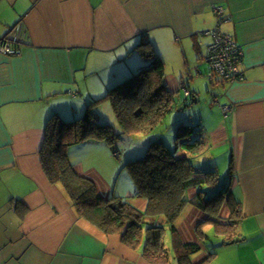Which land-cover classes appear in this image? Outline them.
Here are the masks:
<instances>
[{
	"label": "crops",
	"instance_id": "1",
	"mask_svg": "<svg viewBox=\"0 0 264 264\" xmlns=\"http://www.w3.org/2000/svg\"><path fill=\"white\" fill-rule=\"evenodd\" d=\"M214 5L222 6L221 16ZM216 23L242 48L240 79L202 76L212 40L206 31ZM2 37L15 53L0 51V264H177L168 227L170 259L151 262L142 244L131 248L79 217L61 184L48 181L39 156L48 116L74 114L125 68L148 64L138 52L142 41L163 60L176 103L186 87L202 107L197 123L206 157H193L195 165L224 168L223 179L231 168L229 191L240 202L232 239L215 224L230 215L225 203L210 221L193 202L175 222L177 238L199 244L192 264H264V0H0ZM223 104L230 105L226 115ZM74 168L100 195L111 194L98 170L81 161ZM195 194V187L186 191L189 199ZM125 197L146 206L135 188Z\"/></svg>",
	"mask_w": 264,
	"mask_h": 264
},
{
	"label": "trees",
	"instance_id": "2",
	"mask_svg": "<svg viewBox=\"0 0 264 264\" xmlns=\"http://www.w3.org/2000/svg\"><path fill=\"white\" fill-rule=\"evenodd\" d=\"M138 48L140 56L149 58L150 62L121 82L110 85L101 96L87 100L81 116L57 112L48 116L39 151L40 162L48 181L60 183L64 188L79 217L104 233L119 234L122 243L131 248L142 244V255L154 263H167L170 259V251L163 242L164 229L168 227L173 236L172 249L177 264H192L190 255L200 249L199 244L181 242L175 232V222L184 205L193 202L208 212L211 221V216H217L225 203L230 215L225 223L215 224L218 231L232 239L236 218L240 216V202L229 191L231 168L227 179H223L227 181L213 190L209 187H215L218 182L217 170L195 165V157H206L205 142L199 133L200 123H194L195 129L190 123L192 120L187 118L189 115H185L184 123L177 126L173 146L164 143L162 125L165 116L176 107L174 92L164 79V62L150 43L142 41ZM189 92L186 96L183 92L185 97L181 103L187 98L196 99L195 94ZM103 100H109L121 128L119 132L109 122H98L95 107ZM134 133L149 136L144 153L125 162L133 178L135 196L146 200L144 209H139L124 196L100 195L96 183L78 173L68 157L70 146L98 141H105L117 154L119 134ZM203 185L207 187L202 188ZM189 187L196 188V194L190 199L186 195ZM207 192L211 194L204 196ZM214 254L211 252L206 259Z\"/></svg>",
	"mask_w": 264,
	"mask_h": 264
},
{
	"label": "rangeland",
	"instance_id": "3",
	"mask_svg": "<svg viewBox=\"0 0 264 264\" xmlns=\"http://www.w3.org/2000/svg\"><path fill=\"white\" fill-rule=\"evenodd\" d=\"M202 65H203L202 76L209 75L212 79L215 80L218 79V76L209 73L208 65L205 62H203ZM135 68L136 66L134 67V70L131 72L129 71V68H125L122 77H120L116 81L111 82V86L121 82L123 78L136 72L139 66L136 69ZM111 86L107 87V89H109ZM200 91H201V95L207 94V86L204 83H201ZM178 94L181 97H183L182 90L181 93ZM198 104L199 103L193 104L191 99L187 98L182 103L176 104V107H174L165 116L162 125L163 130L161 134L164 143H168V145L173 146L174 138L176 136L177 126L180 124V122L184 123L183 118L185 115L190 114V116L187 117L190 118V120H192L190 121V123L194 124L197 122V119L199 118V114L202 109V107H199ZM86 105L87 103L83 105L81 110L75 113H78L80 114L79 116H81V114H83V112L85 111ZM95 112L97 114L98 122L99 121L100 123L109 122L110 124L113 125V127L117 130V132L121 130L109 100L101 101L95 107ZM180 118H182V120H180ZM194 127L196 129L195 124ZM148 138L149 136L143 133H134V134H126V135L119 134V138L117 139L116 142L117 154L113 153L112 148H110V146L105 141L82 142L80 144L70 146L68 157L70 161L73 163L79 161L83 162V166L85 169L93 167L94 170L95 169L98 170V172H100L101 175L104 178H106V180L109 179L111 194L112 192L114 194H120L119 192H124V194L120 196L125 197L127 196L128 192H132L134 190L133 178L125 162L126 160H132L133 158H135V156H139L142 153H144L148 144V140H149ZM226 171L224 168L221 170L219 169L218 182L216 183V186L213 188V190H215V188L221 187L223 178H226V176L224 175ZM203 187L205 188L207 186L203 185L202 188ZM127 189L130 191H127ZM210 194L211 192H207L204 194V196H209Z\"/></svg>",
	"mask_w": 264,
	"mask_h": 264
},
{
	"label": "built area",
	"instance_id": "4",
	"mask_svg": "<svg viewBox=\"0 0 264 264\" xmlns=\"http://www.w3.org/2000/svg\"><path fill=\"white\" fill-rule=\"evenodd\" d=\"M213 11L220 16L224 12L222 6L219 5H214ZM218 23L212 29L206 31L212 37L207 47V54L204 57L208 64L209 73L218 76L222 82L240 79L242 74L239 64L243 54L242 48L231 35L219 29ZM0 51L10 54L15 53L7 37L0 38ZM182 90L185 96L190 93L186 87H182ZM221 110L226 115L230 110V105H221Z\"/></svg>",
	"mask_w": 264,
	"mask_h": 264
}]
</instances>
